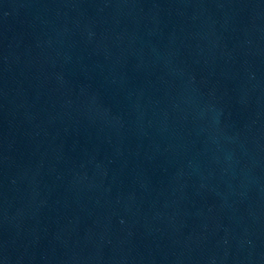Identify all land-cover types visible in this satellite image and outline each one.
<instances>
[{"label":"water","instance_id":"1","mask_svg":"<svg viewBox=\"0 0 264 264\" xmlns=\"http://www.w3.org/2000/svg\"><path fill=\"white\" fill-rule=\"evenodd\" d=\"M0 264H264V0H0Z\"/></svg>","mask_w":264,"mask_h":264}]
</instances>
